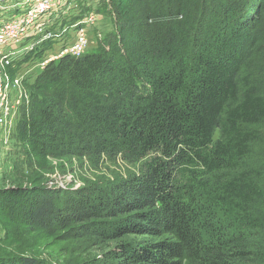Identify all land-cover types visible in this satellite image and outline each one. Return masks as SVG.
Returning <instances> with one entry per match:
<instances>
[{
	"label": "trees",
	"instance_id": "1",
	"mask_svg": "<svg viewBox=\"0 0 264 264\" xmlns=\"http://www.w3.org/2000/svg\"><path fill=\"white\" fill-rule=\"evenodd\" d=\"M105 5L113 30L27 85L17 145L29 167H129L72 192L0 188V212L113 243L85 264H264V0ZM0 264L52 263L0 247Z\"/></svg>",
	"mask_w": 264,
	"mask_h": 264
},
{
	"label": "rangeland",
	"instance_id": "2",
	"mask_svg": "<svg viewBox=\"0 0 264 264\" xmlns=\"http://www.w3.org/2000/svg\"><path fill=\"white\" fill-rule=\"evenodd\" d=\"M71 3L72 9L68 12L67 17H71L73 14L78 15L81 8H85L84 13L95 12L99 15V22H95L96 26H92V30L88 29L92 35V41L86 50L89 52L97 46L99 38L113 30L112 11L110 12L108 5L106 7V0H72ZM77 5L78 7H76ZM72 32L74 30L69 29L68 34L71 35ZM71 36L63 35V38L70 39ZM97 36L99 37L97 38ZM64 44L65 42L60 41V46L54 44L53 48L46 52L53 54ZM43 52L41 51L40 57L45 55ZM35 76L32 75V81ZM26 92L30 103L32 90L26 88ZM23 139L16 127L7 143H3L0 136V188L45 186L58 189L61 192H72L84 187L89 182L112 178L114 173H122L129 167V164L125 165L119 162L113 164L106 161L98 168H93L86 158L76 156L46 157L44 159L35 156L33 157V159L36 158L34 161L30 160L31 166L29 167L28 164L26 165L27 159L24 152L17 145L22 143ZM70 236L66 230H57L52 233L31 231L22 226L20 217H17L15 213L9 215L6 211L0 212V247L7 251L12 250L15 253L47 259L52 264H85L92 258L103 257V254L108 252L113 244L112 242H97L89 237L73 239Z\"/></svg>",
	"mask_w": 264,
	"mask_h": 264
},
{
	"label": "built area",
	"instance_id": "3",
	"mask_svg": "<svg viewBox=\"0 0 264 264\" xmlns=\"http://www.w3.org/2000/svg\"><path fill=\"white\" fill-rule=\"evenodd\" d=\"M71 1L0 0V136L3 143L10 140L22 113L30 106L26 88L32 82V75L37 76L55 59L66 55L78 58L87 53L92 41L88 29L96 26L99 15L81 10L78 15L67 17L72 9ZM69 29L74 30L72 36L68 34ZM63 35L71 37L66 40ZM60 41L65 44L57 52H46L54 44L60 46ZM41 51L45 53L42 57Z\"/></svg>",
	"mask_w": 264,
	"mask_h": 264
}]
</instances>
